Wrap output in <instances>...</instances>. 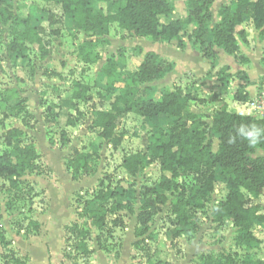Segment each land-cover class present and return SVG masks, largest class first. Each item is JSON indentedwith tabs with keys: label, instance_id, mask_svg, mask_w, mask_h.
Returning a JSON list of instances; mask_svg holds the SVG:
<instances>
[{
	"label": "rangeland",
	"instance_id": "obj_1",
	"mask_svg": "<svg viewBox=\"0 0 264 264\" xmlns=\"http://www.w3.org/2000/svg\"><path fill=\"white\" fill-rule=\"evenodd\" d=\"M170 1L175 5V12L168 21L185 18L186 0ZM56 2L57 0H14L15 8L24 4L26 7L22 10L23 13H30L34 23H41L44 27L42 38L49 55L42 56L37 46H30L28 50L19 53V56L18 53L9 52L8 45L13 41L14 33L10 24L0 22V93L16 89L27 100L22 111L14 109L17 101L8 105L0 102V157L6 153L16 156L7 145V130L22 127L25 125L24 119L28 125L25 136L19 143H33L39 154V173L22 177L19 189L0 178V230L9 244L7 248L0 244V264H149L150 259L167 260L173 264H206L210 261L220 264L223 255L236 256L239 261L264 260V224L257 223L253 228L257 243L237 246L239 233L233 224L229 222L219 226L213 222V206L223 200L228 192L219 168L216 171L215 192L206 209L196 214L192 224L186 229V234L173 239L168 204L150 224L147 234L142 239L137 238L135 230L143 189L145 186L158 187L167 177L161 172L159 163L146 167L135 178L121 164L126 155L145 153L149 133L156 128H166L169 118L163 115L160 117L165 119L146 120L133 113L122 116L119 134L124 135V139L117 150L110 147L108 141L101 139L98 131L90 128L92 111L106 109L118 90L117 86H122L119 83L110 86L100 72L99 66L110 58L120 61V70L126 77L138 70L145 53L155 51L160 56L170 55L171 48L172 51L182 52L185 60L192 61L191 64L196 69L208 66L206 72L196 70L197 73H182L177 82L180 86L163 77L143 88H147V97L150 99H160L167 89L182 88L195 99L189 111L201 114L209 124L212 123L216 107L202 101L219 89L222 88L220 95L224 104L234 111L230 83L228 86L226 81L222 83L218 79L232 76L229 73L231 68L224 66L216 73L214 63L201 59V54L189 38L194 27L180 37L187 48L179 51L178 41L175 43L176 48L167 44L159 45L149 38H136L123 33L117 25L111 28L108 43L96 50L101 60L98 64L87 65L78 56V48L86 37L76 31L71 21L64 19L63 23L56 25L58 35L49 26L48 12H54L57 17L62 16ZM93 4L107 10L105 4H98L95 0ZM223 5H234V0H215L212 25L217 23V13ZM251 25L247 18L243 29L248 33L249 43L245 45L240 40V54L231 56L222 51V57L216 62L232 63L234 58L233 63L247 67L251 78L258 84L259 94H262L264 67L260 59L264 52V41L260 40L255 29L254 32L250 31ZM138 48L143 50V54L138 52ZM247 52L251 53L253 64L249 62L245 65L240 62V57L248 58ZM233 67L235 69L236 66ZM78 84L88 87L91 100L73 101L68 107L62 106L63 100L71 98ZM70 117L76 122L74 127L68 126ZM63 133L70 138L66 147H62ZM214 144L216 150V139ZM78 151L97 152L98 158L93 162V176H82L79 181H74L68 165L71 157ZM254 157H264V150H257ZM101 180L108 188L124 190L126 194L121 202L132 204L135 213H123V225L114 229L113 236L108 239V252L99 249V232L92 228V241L89 245L94 250L93 255L89 258L65 259V229L74 222L86 221L78 218V212L84 209L87 200H93V191ZM183 180L191 184V178ZM168 196L170 197L169 194ZM255 203L261 205L264 214V196ZM97 207L98 204L94 201L91 210ZM140 240L143 243L136 247L134 244Z\"/></svg>",
	"mask_w": 264,
	"mask_h": 264
},
{
	"label": "trees",
	"instance_id": "obj_2",
	"mask_svg": "<svg viewBox=\"0 0 264 264\" xmlns=\"http://www.w3.org/2000/svg\"><path fill=\"white\" fill-rule=\"evenodd\" d=\"M57 0L62 16L48 12V23L52 32L64 19L71 21L76 31L83 34L86 40L78 48V56L87 65H95L101 60L96 50L108 43L111 28L117 25L120 31L136 38H149L155 43H173L185 49L186 44L180 37L191 27L190 40L202 57L212 64L217 59L215 47L226 54L237 56L241 43L248 44V33L243 26L246 18L251 17L253 27L260 40L264 41V0H234V5H223L217 13L218 21L212 25L215 0H186L187 16L182 19L169 20L174 15L175 5L170 0ZM22 4L15 8L14 0H0V22L10 24L14 39L8 45V51L23 53L30 46H37L42 56L49 55L44 40V27L35 24L30 13L24 14ZM143 54V50L138 48ZM122 53V52H121ZM240 62L248 64V58L240 57ZM264 67V52L261 59ZM213 67V65H212ZM175 64L155 52H147L136 72L127 77L120 70L121 63L110 58L102 67L101 74L110 86L123 83L111 101V109L93 110L90 128L98 131L101 139L108 141L117 150L124 139L119 134L120 118L133 113L146 120H155L160 116L169 118L166 128H156L149 133L147 151L124 156L122 168L136 177L146 167L159 163L160 170L166 175V181L158 187L145 186L142 192V204L135 230L137 238H143L155 217L169 204V215L172 224V237L178 239L187 232L196 214L204 211L215 192L217 169L219 168L223 183L228 187L225 198L214 204L213 222L223 226L232 223L239 236L237 246L245 243L254 244L258 239L253 233L257 223L264 224V214L256 200L264 196V157H254L257 150H264V132L255 145L249 143L240 129L250 131L254 126L264 129V118L254 115H241L222 106L213 113L212 123L206 122L201 114L189 112L195 99L180 87L167 89L160 99L147 97L146 84H150L171 73ZM244 72L239 73L242 78ZM229 77V75L227 76ZM222 83L224 78H218ZM247 86L251 85L248 77L242 78ZM233 99L247 102L250 94L245 88L238 89ZM89 89L81 84L71 98L63 100L62 106L68 107L73 101L89 102ZM17 101L14 109L22 111L27 100L16 89L0 93V102L10 104ZM221 101L218 93L203 99L202 103L213 104ZM25 125L7 130V145L16 153H6L0 157V178L10 182L15 189L20 188V181L26 174L39 173V154L33 143L21 145L19 141L25 136L28 122ZM73 118L68 119V126L74 127ZM63 146L70 138L62 134ZM214 139L217 149H214ZM97 152H77L71 157L68 170L72 179L79 181L82 176H93L94 160ZM191 178V184L183 180ZM182 179V181H181ZM125 191L119 188H108L103 180L93 191V200H87L78 218L88 222H74L66 231V248L64 258L73 260L89 258L93 255L89 243L92 241V228L99 232L97 244L100 250L109 251V237L114 229L123 225V213H135L132 204L123 203ZM172 197L170 199V197ZM98 207L91 210L93 202ZM143 240L134 245L139 247ZM0 244L8 247V242L0 230ZM119 256V254H117ZM220 264H264V260L245 259L239 261L236 256L223 255ZM149 264H173L170 261L149 260ZM206 264H214L210 261Z\"/></svg>",
	"mask_w": 264,
	"mask_h": 264
},
{
	"label": "crops",
	"instance_id": "obj_3",
	"mask_svg": "<svg viewBox=\"0 0 264 264\" xmlns=\"http://www.w3.org/2000/svg\"><path fill=\"white\" fill-rule=\"evenodd\" d=\"M249 19H250V21H251V23H252V25H251V32H254V27H253V20H252V18L251 17H248ZM217 19H218V17H217ZM247 19V18H246ZM218 21V20H217ZM243 28V26H241L239 29H242ZM175 43H176V41H174L173 43H171V44H169V43H157V44H159V45H161V44H167V45H170V46H172V47H175L176 48V46H175ZM177 47H178V45H177ZM187 48V46L185 47V49ZM185 49H183V50H185ZM177 50H182V49H180L179 47L177 48ZM241 50H242V48H241ZM215 51H216V54H217V59H216V61L219 59V58H221L222 57V49H219V48H216L215 47ZM152 52H155V51H152ZM224 52V51H223ZM155 53H157V54H159L158 52H155ZM181 53V54H180ZM180 53H178V52H176L175 50H173L172 51V48H171V54L169 55V54H163L162 55V57H164V58H167V59H169L170 61H172L174 64H175V68H174V70L171 72V73H169V74H166L164 77H166V79L167 80H169L170 81V83H177L178 82V78H180V76L182 75V73L183 74H186V73H188V72H195V73H197V71H203V72H206L207 71V69H208V66L206 67V68H202V69H196V67H194V66H192V64L191 63H193L192 61H187V60H185V58H184V56L182 55V52H180ZM200 53V52H199ZM225 53V52H224ZM201 54V53H200ZM246 55H247V57H248V59L250 60V63L249 64H253V62H254V59L252 58V56H251V53L250 52H247L246 53ZM201 59L204 61V60H206V59H204L203 57H202V54H201ZM262 59V58H261ZM261 59H260V61H261ZM233 60H234V58L232 59V63H230V62H227V63H222V64H218L216 61L214 62V67H215V72L216 73H218L219 71H220V69L222 68V67H224V66H228L229 68H231L230 70H229V73H230V75H232V76H229V77H227L226 79H225V81H226V83L228 84V86H229V83H230V86H229V89L231 90V94H232V96L234 95V93L238 90V89H240V88H245L246 89V91L250 94V99L248 100V101H251V100H253V99H255L258 95H259V89H258V84H257V82L254 80V79H252L251 78V76H250V74H249V72H248V69H247V67H243L242 65H236L235 63H233ZM206 62H207V60H206ZM200 63V62H199ZM198 63V64H199ZM141 64V63H140ZM140 64H139V66H140ZM234 64V65H233ZM209 65V64H208ZM104 65L103 64H101L99 67H100V72H101V69H102V67H103ZM233 66H236L235 67V69H233L234 67ZM197 70V71H196ZM240 70V71H239ZM239 71V72H238ZM246 72V73H244V75H242V78H244L245 76L246 77H248L249 79H250V81H251V85H249V86H247L246 85V83H245V80H243L242 78H240L239 76H237L240 72ZM105 79V78H104ZM120 85H122V86H117L118 87V89H120V88H122L123 86H124V84L123 83H119ZM117 85V84H116ZM172 85V84H171ZM177 85L178 86H180L178 83H177ZM120 87V88H119ZM223 91H222V88L221 89H219L218 90V92H216V93H218V94H221ZM162 96V95H161ZM110 105L106 108V109H97V110H106V111H109L110 109H111V102L109 103ZM214 104V106L216 107V109H218V108H220V107H222V106H226V107H228L226 104H224V102H223V100H222V97H221V101L220 102H217V103H213ZM239 104H240V102L239 101H235L234 99H233V104H232V109H234V111L236 112V113H239V114H241L240 112H238L239 110H240V107H239ZM192 107V106H191ZM190 107V108H191ZM215 109V110H216ZM190 111H188V113H189ZM192 113H195V112H192ZM127 115H129V114H127ZM160 118H162V117H160ZM92 119V118H91ZM159 119V118H158ZM162 119H165V118H162ZM16 127H21V126H16ZM9 129H11V128H9ZM8 129V130H9ZM110 147H112V145H110ZM113 148V147H112ZM93 150V149H92ZM255 237H256V235H255ZM257 238V237H256Z\"/></svg>",
	"mask_w": 264,
	"mask_h": 264
},
{
	"label": "built area",
	"instance_id": "obj_4",
	"mask_svg": "<svg viewBox=\"0 0 264 264\" xmlns=\"http://www.w3.org/2000/svg\"><path fill=\"white\" fill-rule=\"evenodd\" d=\"M241 115H254L264 118V92L259 94L255 99L247 102H240Z\"/></svg>",
	"mask_w": 264,
	"mask_h": 264
},
{
	"label": "clouds",
	"instance_id": "obj_5",
	"mask_svg": "<svg viewBox=\"0 0 264 264\" xmlns=\"http://www.w3.org/2000/svg\"><path fill=\"white\" fill-rule=\"evenodd\" d=\"M240 131L247 137L249 138V143L251 145H255L257 144L260 136H261V133L264 132V129H260V128H257V127H253L250 131H246L241 128Z\"/></svg>",
	"mask_w": 264,
	"mask_h": 264
}]
</instances>
